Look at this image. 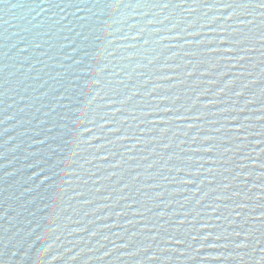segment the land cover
Masks as SVG:
<instances>
[{"label":"water","instance_id":"water-1","mask_svg":"<svg viewBox=\"0 0 264 264\" xmlns=\"http://www.w3.org/2000/svg\"><path fill=\"white\" fill-rule=\"evenodd\" d=\"M264 0H0V264H264Z\"/></svg>","mask_w":264,"mask_h":264},{"label":"snow or ice","instance_id":"snow-or-ice-1","mask_svg":"<svg viewBox=\"0 0 264 264\" xmlns=\"http://www.w3.org/2000/svg\"><path fill=\"white\" fill-rule=\"evenodd\" d=\"M262 6H264V5H262Z\"/></svg>","mask_w":264,"mask_h":264}]
</instances>
